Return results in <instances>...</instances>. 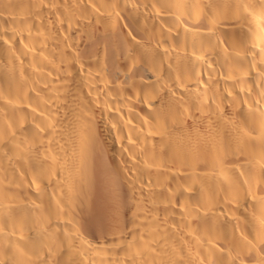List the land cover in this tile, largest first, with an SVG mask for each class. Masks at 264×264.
<instances>
[{
	"label": "bare ground",
	"instance_id": "6f19581e",
	"mask_svg": "<svg viewBox=\"0 0 264 264\" xmlns=\"http://www.w3.org/2000/svg\"><path fill=\"white\" fill-rule=\"evenodd\" d=\"M0 264H264V0H0Z\"/></svg>",
	"mask_w": 264,
	"mask_h": 264
}]
</instances>
